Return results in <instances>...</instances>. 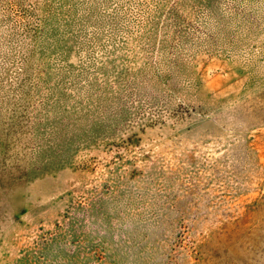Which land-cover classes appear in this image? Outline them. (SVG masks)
<instances>
[{
	"label": "rangeland",
	"instance_id": "374dc122",
	"mask_svg": "<svg viewBox=\"0 0 264 264\" xmlns=\"http://www.w3.org/2000/svg\"><path fill=\"white\" fill-rule=\"evenodd\" d=\"M0 264H264V0H0Z\"/></svg>",
	"mask_w": 264,
	"mask_h": 264
}]
</instances>
